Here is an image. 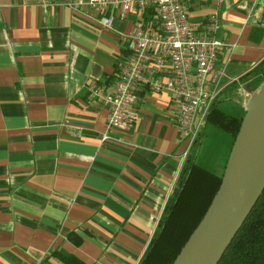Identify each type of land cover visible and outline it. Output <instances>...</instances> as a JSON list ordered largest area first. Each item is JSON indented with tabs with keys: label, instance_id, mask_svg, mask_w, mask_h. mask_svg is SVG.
<instances>
[{
	"label": "crops",
	"instance_id": "obj_1",
	"mask_svg": "<svg viewBox=\"0 0 264 264\" xmlns=\"http://www.w3.org/2000/svg\"><path fill=\"white\" fill-rule=\"evenodd\" d=\"M87 1L0 0V264H61L53 250L84 264H140L178 187L186 145L170 95L143 88L121 133L89 96L91 84L109 92L121 37L139 18ZM185 6L196 28L220 20L218 64L230 79L263 61L264 0ZM105 133L123 144L101 142Z\"/></svg>",
	"mask_w": 264,
	"mask_h": 264
},
{
	"label": "built area",
	"instance_id": "obj_2",
	"mask_svg": "<svg viewBox=\"0 0 264 264\" xmlns=\"http://www.w3.org/2000/svg\"><path fill=\"white\" fill-rule=\"evenodd\" d=\"M187 1H87L99 13L116 8L122 17L133 14L139 18L121 37L126 55L118 65L117 78L109 92L102 94L96 84L88 89L89 96H96L107 111V130L121 133L134 122L143 88L157 95L167 92L174 106L179 139L186 145L185 159L215 100L229 85L238 82L228 77L226 64H218V56L226 46L216 38L220 20L211 16L196 28L189 21ZM146 11L151 12L149 19L144 18ZM100 141L123 144L121 139L106 133Z\"/></svg>",
	"mask_w": 264,
	"mask_h": 264
},
{
	"label": "trees",
	"instance_id": "obj_3",
	"mask_svg": "<svg viewBox=\"0 0 264 264\" xmlns=\"http://www.w3.org/2000/svg\"><path fill=\"white\" fill-rule=\"evenodd\" d=\"M242 79L250 95H254L264 82V59ZM235 85L231 84L213 103L204 128L185 160L176 193L167 202L140 264H172L218 191L230 149L246 113V103L243 104L240 99L236 101L238 115L218 107L223 101L234 102L231 95ZM208 128L212 131V141L207 148L209 154L220 159L226 150L218 173L196 163L198 148ZM67 239L75 246L82 242L74 233H69ZM49 257L61 264H84L55 250L49 253ZM218 264H264V190Z\"/></svg>",
	"mask_w": 264,
	"mask_h": 264
},
{
	"label": "water",
	"instance_id": "obj_4",
	"mask_svg": "<svg viewBox=\"0 0 264 264\" xmlns=\"http://www.w3.org/2000/svg\"><path fill=\"white\" fill-rule=\"evenodd\" d=\"M245 106L218 191L172 264H218L264 190V82Z\"/></svg>",
	"mask_w": 264,
	"mask_h": 264
},
{
	"label": "rangeland",
	"instance_id": "obj_5",
	"mask_svg": "<svg viewBox=\"0 0 264 264\" xmlns=\"http://www.w3.org/2000/svg\"><path fill=\"white\" fill-rule=\"evenodd\" d=\"M232 89L234 92L231 95L232 96L231 98L234 102L223 101L218 104V107L220 109H223L225 112L229 114L238 115L239 106L236 104L237 99H240L242 103L245 104L248 98L250 97V93L248 94L247 85L244 84L243 79L238 80V82H236L235 87H233ZM211 141H212V131L210 130V128H208L198 148L196 163L199 166L211 170L214 173H218V169H219L218 166L223 164L224 161L223 156L226 150L223 151L224 152L223 156L220 159L219 157L217 159V157L211 156V154H209V152L207 151V148L211 143Z\"/></svg>",
	"mask_w": 264,
	"mask_h": 264
}]
</instances>
